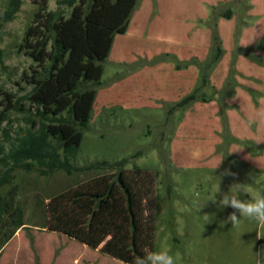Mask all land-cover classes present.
I'll list each match as a JSON object with an SVG mask.
<instances>
[{"label": "rangeland", "instance_id": "obj_1", "mask_svg": "<svg viewBox=\"0 0 264 264\" xmlns=\"http://www.w3.org/2000/svg\"><path fill=\"white\" fill-rule=\"evenodd\" d=\"M21 1L13 20L0 21V111L5 94L30 91L36 68L19 46L37 0ZM56 8L49 0L47 10ZM191 94L195 101L176 107ZM23 108L0 124V143L4 130L13 137L25 126L33 110L27 101ZM122 158L126 168L158 174L153 251L169 247L179 264H264V225L225 223L234 210L213 202L218 185L227 192L243 184L244 200L264 190V0H137L103 63L89 130L72 160L81 170H16L0 189V243L14 231L0 264H124L43 228L48 197L101 173L87 170L92 163ZM17 211L24 226L15 230Z\"/></svg>", "mask_w": 264, "mask_h": 264}, {"label": "trees", "instance_id": "obj_2", "mask_svg": "<svg viewBox=\"0 0 264 264\" xmlns=\"http://www.w3.org/2000/svg\"><path fill=\"white\" fill-rule=\"evenodd\" d=\"M48 1H34L37 11L19 46L36 65L28 81L31 89L23 97L4 95L0 124L7 121L10 111L23 112V101L31 105L33 112L27 109L25 126L17 127L13 137L3 131L0 189L11 181L16 170H35L43 176L56 171L72 175L81 170L72 160L78 154L84 132L89 130L103 63L114 35L126 32L137 3V0H56L57 8L50 11ZM21 3L9 0L7 7L0 10V21L13 20ZM223 16L229 19L231 13ZM213 39L218 41L217 37ZM220 53L218 46L216 55ZM196 99L191 94L176 107L183 108ZM200 100L208 101L203 96ZM126 164L127 158H122L89 165L87 170L101 173L46 199L43 228L124 264H134L137 257L153 251L158 174L135 165L126 168ZM1 215L0 212V222ZM21 218V211H17L11 221L15 230L24 226ZM13 233L3 237L0 250Z\"/></svg>", "mask_w": 264, "mask_h": 264}, {"label": "clouds", "instance_id": "obj_3", "mask_svg": "<svg viewBox=\"0 0 264 264\" xmlns=\"http://www.w3.org/2000/svg\"><path fill=\"white\" fill-rule=\"evenodd\" d=\"M243 187V184L234 183L227 192H220L218 185L219 199L214 198L213 202L219 203L221 208L230 207L234 210L229 214L225 223L231 222L236 225L241 222V218H244L255 220L260 225H264V190L257 191L250 199L244 200L240 198ZM236 213H239V218ZM203 217L205 220L208 219V215ZM134 264H179V256L172 253L169 247L162 246L155 251H149L146 256L137 257Z\"/></svg>", "mask_w": 264, "mask_h": 264}, {"label": "crops", "instance_id": "obj_4", "mask_svg": "<svg viewBox=\"0 0 264 264\" xmlns=\"http://www.w3.org/2000/svg\"><path fill=\"white\" fill-rule=\"evenodd\" d=\"M260 105L262 104V102L259 103Z\"/></svg>", "mask_w": 264, "mask_h": 264}]
</instances>
